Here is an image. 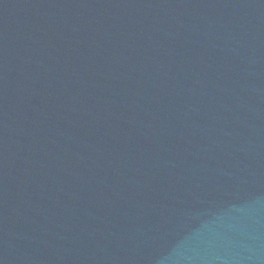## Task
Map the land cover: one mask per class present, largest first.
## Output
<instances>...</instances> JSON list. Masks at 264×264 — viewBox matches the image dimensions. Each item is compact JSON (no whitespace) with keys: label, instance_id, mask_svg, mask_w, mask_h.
<instances>
[{"label":"water","instance_id":"water-1","mask_svg":"<svg viewBox=\"0 0 264 264\" xmlns=\"http://www.w3.org/2000/svg\"><path fill=\"white\" fill-rule=\"evenodd\" d=\"M0 264H264V0H0Z\"/></svg>","mask_w":264,"mask_h":264}]
</instances>
